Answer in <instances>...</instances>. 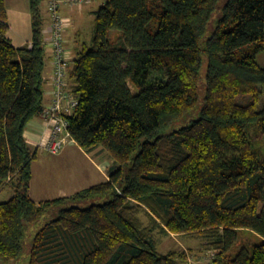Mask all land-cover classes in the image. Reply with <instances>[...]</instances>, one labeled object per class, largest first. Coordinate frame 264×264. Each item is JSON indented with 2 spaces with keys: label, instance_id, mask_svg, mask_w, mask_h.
I'll return each mask as SVG.
<instances>
[{
  "label": "trees",
  "instance_id": "16d2710c",
  "mask_svg": "<svg viewBox=\"0 0 264 264\" xmlns=\"http://www.w3.org/2000/svg\"><path fill=\"white\" fill-rule=\"evenodd\" d=\"M41 1L15 47L0 0V264L186 261L157 253L155 229L200 239L212 264H264V0H104L66 70L67 120L80 149L107 154L108 181L35 203L24 132L44 108Z\"/></svg>",
  "mask_w": 264,
  "mask_h": 264
},
{
  "label": "rangeland",
  "instance_id": "374dc122",
  "mask_svg": "<svg viewBox=\"0 0 264 264\" xmlns=\"http://www.w3.org/2000/svg\"><path fill=\"white\" fill-rule=\"evenodd\" d=\"M50 0H42L40 3V16L43 22L47 23L50 20V15L48 11V4ZM104 4V0H93L91 3L86 4L81 7H71L68 5H64L62 7L67 8V15L62 14L64 13L60 9L61 16L66 20V26L64 29V33L68 30L69 35L71 36L68 38L70 40V45L72 47L75 45L74 34L79 33L80 43L90 44L93 29H94V18L92 19L91 14L93 15L102 5ZM61 7V8H62ZM5 10L7 16V23L9 26L7 37L14 45H20L23 42H27L31 39V27H30V12H29V3L28 0H5ZM62 12V13H61ZM81 14H84L82 16ZM73 18L74 21H78V26L76 28V23L71 25ZM81 20L82 23H81ZM72 27V28H71ZM74 43V44H73ZM46 52L51 47L46 43H43ZM49 47V48H48ZM78 49H80L78 47ZM52 52V49H51ZM75 56V54H74ZM72 57V59L74 58ZM71 61V60H69ZM256 62L259 66L264 67V52H260L256 55ZM133 90V89H132ZM196 113L190 112L187 116L183 117L179 124H184L189 119L195 118ZM76 147L74 146H67L60 154L50 155L43 152H39L38 157L33 161L31 164V172L33 176V192H40L43 193V190L50 188V191L57 195V184L58 181L56 180L57 176L60 175L58 171V163L57 161L60 158L72 154L74 157L72 159L73 164L65 165V167H70L71 165H80L85 166L87 172L90 176V179L84 184L85 188L91 185L90 181H95L96 179H100L97 173L96 167L93 168L94 162H101L102 160H97L96 158H100V156H96V154L92 151L88 152V154H81L77 153ZM106 160L109 162V158L107 154L103 151ZM63 168V170L65 169ZM93 178V179H92ZM95 179V180H94ZM97 183V182H92ZM11 192L7 191L4 193H0V202L6 201L8 199V195ZM50 194V193H48ZM47 194H45V197ZM87 203L82 204L81 206H87ZM44 222L43 218L39 220V224L37 223L36 226L31 229L29 235L27 237V242H31L32 236L34 232L37 230V227ZM152 237L156 244V251L159 254L165 255L169 252H184L186 254V261L190 258V264H200L201 262L198 261L200 257L204 258L207 256V260L205 264H212L210 260V252L205 245L201 242L200 239L196 237H192L189 235L179 236L169 233H164L159 229H155L152 233ZM237 249V248H235ZM26 261V259H24ZM186 261H178L177 264L185 263ZM188 264V262L186 263Z\"/></svg>",
  "mask_w": 264,
  "mask_h": 264
},
{
  "label": "built area",
  "instance_id": "2783aa9c",
  "mask_svg": "<svg viewBox=\"0 0 264 264\" xmlns=\"http://www.w3.org/2000/svg\"><path fill=\"white\" fill-rule=\"evenodd\" d=\"M93 0H50L48 11L50 15L49 45L52 49L53 65V99L49 106L43 108L41 119L46 125L44 138L35 149L46 154H60L67 146L74 143L69 131L67 117L71 116L77 106V98L69 89L66 70L71 58L64 39L66 20L60 15L61 6L81 7ZM29 47L31 45L29 44ZM214 253L211 252L210 260Z\"/></svg>",
  "mask_w": 264,
  "mask_h": 264
},
{
  "label": "crops",
  "instance_id": "0c3cea01",
  "mask_svg": "<svg viewBox=\"0 0 264 264\" xmlns=\"http://www.w3.org/2000/svg\"><path fill=\"white\" fill-rule=\"evenodd\" d=\"M61 7H60V9L64 12V13H62V12L61 13L67 15V8L66 7L61 8ZM60 9H59V12H60ZM81 15L84 16V14H81ZM94 15H95V13L93 15L91 14L92 19L94 18ZM82 21L83 20H81V23H82ZM72 22H73V18H72ZM75 23H76V28H77L78 21L77 22L74 21L73 23H71V25L73 24L72 27H74ZM49 30H50V20L47 23L44 22V24H43V38H42L43 43H46V44L49 43V38H50V31ZM68 30L64 33V39H65L66 47L69 49L70 54H71L70 60H72V57L74 56L75 52L77 50H79L78 47L81 48L82 43H80V41H79L80 40L79 33H76V34H74V40H73L75 42V45L72 47V45H70V40L68 39L71 37L68 33ZM29 42H30V40L27 42H23L20 45H14V44L13 45L15 47H20V46H23ZM46 53H47V59H46V64H45L44 74H43V79H44V108L49 106L52 102V99H53V95H52V91H53V80H52L53 65H52L51 49L49 48ZM66 79L68 82V87L71 88V80L69 79L68 74H66ZM45 128H46V125L44 124L41 117L35 118L34 120H32L31 122L28 123V125L25 129V132H24V137L26 139L27 144L32 149H35L36 146L39 145L41 143V141L43 140V138H44L43 134L45 132ZM70 146L76 147L77 150H75V151H77V153H81L83 155L88 154V153L84 152L82 149H80L75 143L71 144ZM40 151L43 152L42 150L38 149L37 157H38V154ZM92 152H94L96 154V156H100V158H96V161L97 160H99V161L102 160V161L100 163L99 162L93 163L94 164L93 168L96 167V170H97V173H98L100 179H96V180L94 179L95 181H90L91 182L90 186H92L94 184H98V183L108 181V169L112 164V162L110 160H109V162L106 160V157L104 156L103 151L100 148H97V149L93 150ZM72 156H73L72 154L66 155V156L60 158V160L56 162V163H58L57 169L60 172V175H58L56 178V180L58 181L57 195H54V193H52V191H50V188H48L46 190L44 189L43 193H40V192H33L32 193V187H33V176H32V179L30 182L29 196L35 203H39V202L44 201V200L54 199V198H58V197H67V196L72 195V194H74V193L85 188L84 184L90 179V176L87 172L86 167L80 166V165H71L70 167H67V166L65 167V165L73 164L72 159L74 157H72ZM64 167H65V169L63 170ZM92 182H97V183H92ZM48 193H50V194H48ZM45 194H47L46 197H45ZM190 260L191 259L189 258L185 263H182V264H186L187 262H188V264H190L189 263ZM206 260H207V256L205 258L203 256V257H200L198 259V261L201 262L200 264H205ZM191 261H193V260H191Z\"/></svg>",
  "mask_w": 264,
  "mask_h": 264
}]
</instances>
